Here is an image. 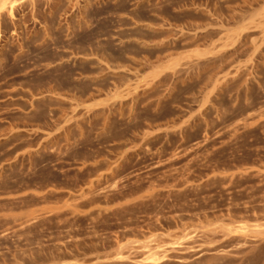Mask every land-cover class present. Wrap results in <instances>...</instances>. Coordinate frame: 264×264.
I'll list each match as a JSON object with an SVG mask.
<instances>
[{"label":"rangeland","instance_id":"1","mask_svg":"<svg viewBox=\"0 0 264 264\" xmlns=\"http://www.w3.org/2000/svg\"><path fill=\"white\" fill-rule=\"evenodd\" d=\"M0 264H264V0H0Z\"/></svg>","mask_w":264,"mask_h":264},{"label":"bare ground","instance_id":"2","mask_svg":"<svg viewBox=\"0 0 264 264\" xmlns=\"http://www.w3.org/2000/svg\"><path fill=\"white\" fill-rule=\"evenodd\" d=\"M13 4V3H12ZM5 7V6H4Z\"/></svg>","mask_w":264,"mask_h":264}]
</instances>
